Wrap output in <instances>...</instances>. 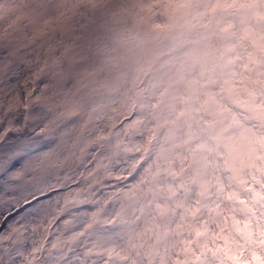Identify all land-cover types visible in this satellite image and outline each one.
<instances>
[{"label":"clouds","instance_id":"9594fccd","mask_svg":"<svg viewBox=\"0 0 264 264\" xmlns=\"http://www.w3.org/2000/svg\"><path fill=\"white\" fill-rule=\"evenodd\" d=\"M0 264H264V0H0Z\"/></svg>","mask_w":264,"mask_h":264}]
</instances>
